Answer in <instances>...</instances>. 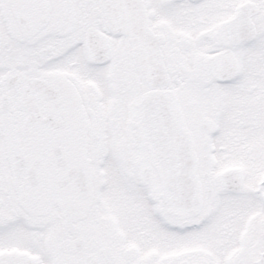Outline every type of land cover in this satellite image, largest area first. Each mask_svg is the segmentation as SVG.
<instances>
[{
  "label": "snow or ice",
  "instance_id": "snow-or-ice-1",
  "mask_svg": "<svg viewBox=\"0 0 264 264\" xmlns=\"http://www.w3.org/2000/svg\"><path fill=\"white\" fill-rule=\"evenodd\" d=\"M0 264H264V0H0Z\"/></svg>",
  "mask_w": 264,
  "mask_h": 264
}]
</instances>
